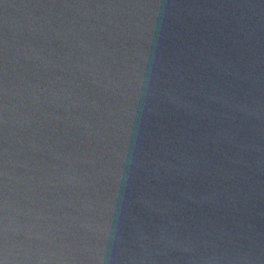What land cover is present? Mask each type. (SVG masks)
I'll use <instances>...</instances> for the list:
<instances>
[{"label": "water", "instance_id": "water-1", "mask_svg": "<svg viewBox=\"0 0 264 264\" xmlns=\"http://www.w3.org/2000/svg\"><path fill=\"white\" fill-rule=\"evenodd\" d=\"M0 264H264V0H0Z\"/></svg>", "mask_w": 264, "mask_h": 264}, {"label": "clouds", "instance_id": "clouds-1", "mask_svg": "<svg viewBox=\"0 0 264 264\" xmlns=\"http://www.w3.org/2000/svg\"><path fill=\"white\" fill-rule=\"evenodd\" d=\"M100 231L102 232V231H103V229L101 228V229H100Z\"/></svg>", "mask_w": 264, "mask_h": 264}]
</instances>
